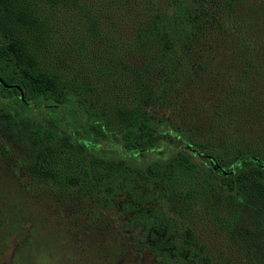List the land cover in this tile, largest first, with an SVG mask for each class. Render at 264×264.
<instances>
[{
  "label": "trees",
  "instance_id": "1",
  "mask_svg": "<svg viewBox=\"0 0 264 264\" xmlns=\"http://www.w3.org/2000/svg\"><path fill=\"white\" fill-rule=\"evenodd\" d=\"M221 1L231 3L230 25L216 11L205 17L189 0H166V9L128 43L130 59L103 65L116 99L102 106L90 100L86 84L38 66L49 51L41 17L45 4L58 0H0V259L15 237V264H23L22 257L45 245L40 229L57 221L72 237L109 227L95 241L92 264H122L131 255L140 260L129 264H145L142 253L148 264H208L189 228L181 242L193 251L184 254L176 237L167 240L173 249L160 250L164 239L151 231L164 225L168 234L174 225L160 208L145 204L161 198L201 202L227 229L245 218L263 224L264 104L256 108L250 96L262 88L256 82L264 74V3ZM208 20L206 32L217 26L223 37H205L212 49L196 56L184 51ZM91 25L86 30L93 32ZM231 58L241 64L235 67ZM216 74L236 76L227 97ZM166 88L175 89L171 108L192 88L208 96L216 89L218 98L212 106H184L160 118L153 109L162 105ZM208 110L209 120L199 114ZM192 116L213 142L196 138ZM123 194L134 202L120 206L128 214L126 235L102 212Z\"/></svg>",
  "mask_w": 264,
  "mask_h": 264
},
{
  "label": "rangeland",
  "instance_id": "2",
  "mask_svg": "<svg viewBox=\"0 0 264 264\" xmlns=\"http://www.w3.org/2000/svg\"><path fill=\"white\" fill-rule=\"evenodd\" d=\"M165 1L76 0L74 2V0H71L63 2L58 0L56 5L52 7L49 3L45 4V12L41 18L43 21L46 20L45 30L46 38L49 40L47 48L49 51L48 53L47 51L44 52V55L41 56L38 66L48 71L59 72L68 81H75L81 85L86 84L90 89V100L97 101L102 106L110 105L116 97L112 94L113 89L110 79L103 73V65L113 59L121 60L123 58L126 62L130 59V56L125 57L128 43L133 39L136 30L143 27L150 16L166 9ZM189 1L195 3L196 7L206 14L205 17L216 11L223 15L224 22L230 25L232 11L227 7H230L231 3L225 5L226 2L221 0ZM252 1L264 3V0ZM234 14L237 15L236 12ZM87 22L92 24L93 32L86 30ZM209 24V20L207 23L202 24L204 30L198 29L196 38L188 45L187 49L184 48V51L191 49L196 56L204 48L212 49V47H209L208 39L205 41L204 38H208V35L220 36V33L222 38V32L224 31H218L217 26H214V30L208 34L206 31ZM233 46L235 48L234 40ZM227 48L226 46V50ZM236 48H238L237 45ZM178 50H180V47H178ZM220 51L223 50L220 49ZM233 60H235V67L241 64V58H231L230 61ZM215 79L220 85L218 87L226 93L227 97L232 86H229V84L236 81V76L225 74L221 77L220 74H216ZM112 82L114 85V79ZM209 82L212 83V80ZM215 85L217 86V84ZM256 85L262 86V88L258 92H251L253 95L250 96V102L258 108L264 104V74L262 78H257ZM115 90L117 91L116 87ZM199 92L198 89L194 88L191 91L184 90L181 95L183 97L181 103L171 108V106H174L171 101L175 89L166 88L161 98L162 101H160L162 105L157 104L154 106L153 112L160 118L162 115L170 117L171 109L180 112L179 110L183 109L184 106L188 109L191 106L193 108L195 106L201 107L203 104L208 107L214 105V101L218 98L216 95L218 90L216 89L214 93L210 92V96L206 93L199 95ZM168 105H170V109H167ZM244 107L251 108V105L248 103ZM208 112L209 110L199 114L209 120L210 115ZM190 120L194 121L191 126L195 128V135L198 140L213 142V137L210 136L196 116H192ZM221 137H219L220 140ZM210 146L215 151L220 148V146L213 145V143ZM152 191L151 188L145 189V194L150 195ZM123 200L127 201L124 202ZM127 202L134 203L133 199H129L126 194L118 195L109 206L102 210L104 216L113 223L110 227L121 225L120 232L125 235L127 226L124 224L127 221L128 214H121L120 206L121 204L126 205ZM145 206L160 208L161 214H164L166 220L168 219L174 225V230L168 234L165 232L164 225H159L151 231L157 239H164L160 250L162 248L173 249L174 246L169 245L167 240L174 237H176L174 239L180 241L181 246H184L181 241L184 237L183 234H185L184 231L189 228L203 244L205 259L208 260V264H264V222L260 224V220H255L259 223L256 224L245 218L240 226L235 224L227 229L219 218L206 211L201 202L188 206L179 197L170 200L161 198L157 202L150 200L146 202ZM47 227L40 229L37 234L38 237L41 238L42 236L44 239L43 249L41 246L35 248L38 252H30L28 249L29 258L27 256L22 257L23 264H92L90 255L92 249L95 248V241L103 238L109 228L93 226L96 231H85L81 233L82 236L72 237V234L68 230L65 231V227L57 221ZM17 239L19 240V238ZM18 240L15 237L11 238L9 245L1 255L0 264H15L13 253L18 248ZM164 244L167 245L164 246ZM182 248H184L182 249L184 254L193 251L187 245ZM194 256H197L196 253ZM142 258L144 259L142 260L143 263H149L150 257L146 253H142ZM119 260L120 262L124 261L122 257ZM137 260H140V258L136 259L134 255H131L124 262L129 264Z\"/></svg>",
  "mask_w": 264,
  "mask_h": 264
},
{
  "label": "water",
  "instance_id": "3",
  "mask_svg": "<svg viewBox=\"0 0 264 264\" xmlns=\"http://www.w3.org/2000/svg\"><path fill=\"white\" fill-rule=\"evenodd\" d=\"M211 165H212V168H213L214 170H216V169L218 168V164H217V163H215V162H214V163H212Z\"/></svg>",
  "mask_w": 264,
  "mask_h": 264
}]
</instances>
